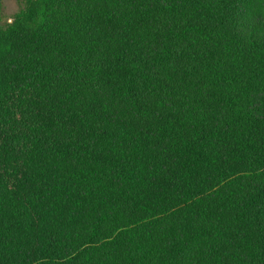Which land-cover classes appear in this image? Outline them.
<instances>
[{
    "label": "trees",
    "instance_id": "trees-1",
    "mask_svg": "<svg viewBox=\"0 0 264 264\" xmlns=\"http://www.w3.org/2000/svg\"><path fill=\"white\" fill-rule=\"evenodd\" d=\"M0 0V264H264V0Z\"/></svg>",
    "mask_w": 264,
    "mask_h": 264
},
{
    "label": "rangeland",
    "instance_id": "rangeland-1",
    "mask_svg": "<svg viewBox=\"0 0 264 264\" xmlns=\"http://www.w3.org/2000/svg\"><path fill=\"white\" fill-rule=\"evenodd\" d=\"M4 21L10 22L13 16L19 11V5L16 0H3Z\"/></svg>",
    "mask_w": 264,
    "mask_h": 264
}]
</instances>
